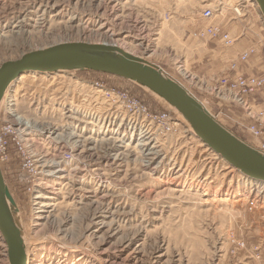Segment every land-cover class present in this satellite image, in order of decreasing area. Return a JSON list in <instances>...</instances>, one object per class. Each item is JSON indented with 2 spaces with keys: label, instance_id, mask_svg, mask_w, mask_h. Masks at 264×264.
Here are the masks:
<instances>
[{
  "label": "rangeland",
  "instance_id": "obj_1",
  "mask_svg": "<svg viewBox=\"0 0 264 264\" xmlns=\"http://www.w3.org/2000/svg\"><path fill=\"white\" fill-rule=\"evenodd\" d=\"M208 24L220 25L232 45L193 36ZM262 37L250 0H0V65L58 43L114 44L158 65L253 146L258 140L245 129L251 117L206 82L257 73ZM251 44L260 46L257 65L237 58ZM96 83L126 90L175 126L152 132L114 116ZM15 90L14 110L35 124L22 132L35 168L26 167L11 133L0 168L28 238L29 264H264V184L227 173L163 99L94 71L38 75L7 90L0 126ZM52 237L61 244H46ZM0 264H9L1 233Z\"/></svg>",
  "mask_w": 264,
  "mask_h": 264
},
{
  "label": "water",
  "instance_id": "obj_2",
  "mask_svg": "<svg viewBox=\"0 0 264 264\" xmlns=\"http://www.w3.org/2000/svg\"><path fill=\"white\" fill-rule=\"evenodd\" d=\"M252 2L264 25V0ZM64 70L104 73L152 91L175 108L196 137L224 162L241 175L264 183V151L238 138L219 123L196 96L158 65L114 44L64 42L5 61L0 65V100L6 89L24 73ZM16 209L0 168V232L7 245L8 261L9 264H29L20 230L11 215L17 212Z\"/></svg>",
  "mask_w": 264,
  "mask_h": 264
},
{
  "label": "built area",
  "instance_id": "obj_3",
  "mask_svg": "<svg viewBox=\"0 0 264 264\" xmlns=\"http://www.w3.org/2000/svg\"><path fill=\"white\" fill-rule=\"evenodd\" d=\"M201 14L202 18L209 19L212 16V10L210 8H205ZM193 36L199 39H220L224 47H228L233 43V38L227 32H225L220 25L217 24L201 26L193 32ZM254 54L255 50L253 48H247L246 50H243L237 58L241 62H246ZM262 63L264 66V52L262 55ZM230 68L232 70L236 69V62H232ZM206 83H209L210 91L215 92L222 100L225 99V101H234L241 110L244 109L247 116L251 117L252 123L246 126L245 129L249 134L258 140L256 147L264 151V74L252 76L235 74L230 76L228 73H224L220 77L215 78V80L207 79ZM96 86V88L106 92L107 96L110 93L112 95H119L123 97L121 103L127 99L128 102L133 105L129 107H119L118 104H113L112 106H114V110H122V112L125 115L130 116V119L132 120H138L142 122L149 120V123H151L152 127L154 128L153 131H155L156 128H160L165 131H170L172 129V126H170V119L172 120V118L168 113L149 112L148 108L140 98L130 96L126 90H118L113 88L104 90V88L101 85H98V83H96ZM135 105H137L138 111L135 110ZM252 107L257 108L253 111L254 116H250V113L253 110ZM2 114L5 118V121L4 124H1L0 126V160L3 161V158L6 157V147L8 145V139H6V135L11 133L12 139L18 150L24 159L28 160L26 167H34L32 155L26 151V146L29 144L30 137L26 138L22 135V132H25L23 129L25 127L28 129L30 124L26 123L22 125L21 129L12 127L8 125V117L10 115L7 110L6 112L3 111ZM146 114L150 116L152 120L147 118ZM68 156L69 155H65V157Z\"/></svg>",
  "mask_w": 264,
  "mask_h": 264
},
{
  "label": "bare ground",
  "instance_id": "obj_4",
  "mask_svg": "<svg viewBox=\"0 0 264 264\" xmlns=\"http://www.w3.org/2000/svg\"><path fill=\"white\" fill-rule=\"evenodd\" d=\"M251 2H252V0H250ZM253 3V2H252ZM253 4H255V3H253ZM255 6H256V4H255ZM239 10V9H238ZM195 37V36H194ZM197 38V37H196ZM249 48H253L254 50H255V53L257 52V49H256V47L255 46H250ZM246 50V49H245ZM64 71H66V70H64ZM59 72H63V71H59ZM55 73H58V72H55ZM45 74H53V73H38V72H28V73H24V74H22V75H20L7 89H6V91L4 92V94H3V96H2V98H1V100H0V103H1V101H2V99L3 100H5L6 98H5V96H6V92H7V90L8 89H11L14 85H15V82L17 81V82H21V81H25V80H27L29 77H31V78H33V77H37L38 75H42V76H44L45 77ZM171 76V75H170ZM172 77V76H171ZM19 80V81H18ZM176 80V79H175ZM177 81V80H176ZM179 82V81H178ZM180 83V82H179ZM180 84H182V83H180ZM183 85V84H182ZM188 89V88H187ZM97 90V92H100L101 93V95H102V97L104 98V100L106 101V102H108L109 104H110V109H111V111L112 112H114V116H117V115H120V114H123V116L125 117H127V120H131L132 121V119H130V116H127V115H125L123 112H122V110H114L113 109V107H112V105L113 104H118V106L119 107H129V106H133L131 103H129L128 102V100L127 99H125V101H123V103H121V101H122V99H123V97H121V96H119V95H112L111 93L107 96V94H106V92H104V91H102L101 89H96ZM148 90V89H147ZM152 92V91H151ZM153 93V92H152ZM192 93V92H191ZM15 94H16V90L13 92V94L12 95H10L9 96V98H7V104H6V107H5V112H6V110H7V112L9 113V117H8V125H10V126H12V127H17V128H21V126L22 125H24V124H26V123H28V124H30V126L28 127V129L29 128H31V127H35V124L32 122H30V121H28V122H26V119H25V115H20V114H18V109L17 110H14V108H15V106H16V102H15ZM193 94V93H192ZM156 95V94H155ZM194 95V94H193ZM156 96H158V95H156ZM195 96V95H194ZM159 97V96H158ZM159 98H161V97H159ZM162 99V98H161ZM165 101V100H164ZM143 103L145 104V106L148 108V106L146 105V103L143 101ZM166 103V102H165ZM170 106V105H169ZM205 106V105H204ZM173 108V107H172ZM176 112H177V110L175 109V108H173ZM135 110L136 111H138V107H137V105H135ZM148 110H149V112H152V113H156V111H152V110H150L149 108H148ZM208 110V109H207ZM147 111V110H146ZM179 114V113H178ZM180 115V114H179ZM181 116V115H180ZM146 117L147 118H149V119H151L152 120V118L150 117V116H148L147 114H146ZM182 117V116H181ZM12 120H14V122H11ZM135 121V124L137 123V122H139L138 124L140 125V126H142V125H144L145 127H147V130H151L152 132H153V130H154V128L152 127V125H151V123H149V120H145V121H138V120H134ZM133 121V122H134ZM167 121V120H166ZM187 122V121H186ZM219 122V121H218ZM188 123V122H187ZM220 123V122H219ZM175 122L173 121V119L171 120L170 119V126H172V127H174L175 126ZM32 125V126H31ZM189 125V124H188ZM190 126V125H189ZM191 128V127H190ZM27 128L25 127L23 130H26ZM32 129V128H31ZM145 129V128H144ZM192 129V128H191ZM193 131V130H192ZM193 134H194V136L196 137V135H195V133H194V131H193ZM197 138V137H196ZM198 139V138H197ZM199 140V139H198ZM200 141V140H199ZM201 142V141H200ZM205 145V144H204ZM206 146V145H205ZM207 147V146H206ZM256 147V146H255ZM211 152H213L209 147H207ZM214 154H216L215 152H213ZM217 155V154H216ZM218 156V155H217ZM214 157L213 159H217V158H220L219 156L218 157ZM222 159V158H221ZM53 162V161H52ZM57 165H60V162H57L56 163ZM224 164L226 165V168L228 169V171H227V173H231L233 170H234V168L233 167H231V166H229L226 162H224ZM54 165H55V163H54ZM61 166V165H60ZM40 167H41V165H40ZM59 167V166H58ZM226 169V170H227ZM245 177V176H244ZM244 180H246V181H249V183H251V182H254V184H264L263 182H259V181H254V180H252L251 178H247V177H245V178H243ZM41 197V195H37L35 198L37 199V198H40ZM15 202V201H14ZM35 204H37V203H35ZM16 205V204H15ZM53 204L51 203V204H42V205H40V207H50V206H52ZM17 208V207H16ZM17 210V212H12L11 213V215H12V219H13V222H14V225L20 230L19 232H20V234H21V238H22V244H23V246H24V249H25V246H26V242L28 241V238H26L25 237V235H24V233H23V227H22V224H21V221L19 222V220H20V217H19V213H18V208L16 209ZM38 212H44L43 210H39ZM1 233V232H0ZM43 239V238H42ZM54 242H57V244L59 243V245L61 244V242H59L58 240H57V238L56 237H52L51 239H50V241L49 242H47L46 244H50V246H51V243H54ZM7 246V245H6ZM62 246V245H61ZM58 248H60V247H58ZM8 250V249H7ZM26 250V249H25ZM56 253H58V249L56 250ZM25 254H26V251H25ZM26 259H27V262H28V257H27V254H26ZM29 263V262H28ZM36 264H42V261L41 260H39Z\"/></svg>",
  "mask_w": 264,
  "mask_h": 264
},
{
  "label": "crops",
  "instance_id": "obj_5",
  "mask_svg": "<svg viewBox=\"0 0 264 264\" xmlns=\"http://www.w3.org/2000/svg\"><path fill=\"white\" fill-rule=\"evenodd\" d=\"M260 29H262V28H260ZM261 34H263V32H262V30H261ZM262 39H264L263 37L260 39V40H262ZM199 40H205V39H199ZM248 44H249V42H248ZM247 44V45H248ZM255 46L256 47V49H257V52L254 54V55H252L249 59H248V61H246V62H249V61H253L254 63H253V65H257V64H259V62L261 61V58H260V55H259V50H260V46H258L257 44H251V45H249V46ZM248 46V47H249ZM220 61H221V57H220ZM221 65H223V66H227V64H225V62H224V64H221ZM241 69H242V67H241ZM257 70H258V72L257 73H253V74H249V75H254V74H256V75H262V74H264V66H260V67H257L256 68ZM249 71V70H248ZM251 72V71H250ZM236 73H240V72H238V70H237V72ZM247 74V73H246ZM243 75H245V74H243ZM245 76H248V74L247 75H245Z\"/></svg>",
  "mask_w": 264,
  "mask_h": 264
}]
</instances>
